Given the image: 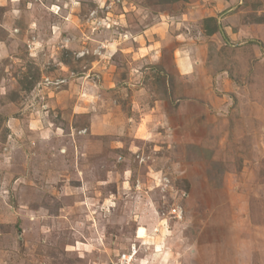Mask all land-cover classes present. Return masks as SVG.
Segmentation results:
<instances>
[{"label": "rangeland", "instance_id": "374dc122", "mask_svg": "<svg viewBox=\"0 0 264 264\" xmlns=\"http://www.w3.org/2000/svg\"><path fill=\"white\" fill-rule=\"evenodd\" d=\"M198 1L0 0V264H108L141 242L153 264H264V0H238L218 103L136 59L147 39L162 59L199 44Z\"/></svg>", "mask_w": 264, "mask_h": 264}, {"label": "crops", "instance_id": "0c3cea01", "mask_svg": "<svg viewBox=\"0 0 264 264\" xmlns=\"http://www.w3.org/2000/svg\"><path fill=\"white\" fill-rule=\"evenodd\" d=\"M205 1V2H204ZM207 0H199L193 7L194 12H198L199 16L194 17L195 26L198 34L197 40H201L199 44L193 46V42H188L183 45L184 47L179 48L177 51L179 55L173 57L170 55V58L162 59V55L165 53H154L152 49L155 48V41L153 43H149V39H147L146 45L144 49H136L140 52L144 51V54H141L136 58L138 61L144 60L146 64L155 67V70H151L148 66V69H145L147 73H155L157 71V75H163V71L167 70L169 74L173 76L174 79L186 80L190 85H192L193 89L199 88V99H202L205 104H215L218 103V99L213 96L214 91L212 90L213 84L216 83L219 85L218 87H222L223 92H234L236 87L233 81L230 79L228 75V69H222L219 61V53H221V47L227 45L223 40L230 39H238L237 36L239 34L246 31L248 29L246 25H241L240 18L241 12H237L236 8L241 5V2L238 0H210V2H206ZM197 8V9H196ZM228 11V15L223 16V13ZM181 17V21L187 20L186 15L183 14ZM210 19V20H209ZM180 21V19H179ZM182 23V22H181ZM185 24V23H184ZM160 25L157 24L151 29L145 31L147 37L152 36V32L154 30L159 29ZM261 26L258 28L260 29ZM160 33H163L161 31ZM185 34V31L178 33L177 36ZM67 40V39H66ZM208 42L212 43L214 47L212 51L209 50ZM192 43V44H190ZM241 45V44H239ZM216 50V51H215ZM136 51L135 54H138ZM212 54V57L208 61V56ZM139 55V54H138ZM166 59V61H164ZM164 61L163 63L161 61ZM178 62H181L184 70H180L175 66ZM216 64L219 67V72L213 70V64ZM162 68L163 71L157 70L156 67ZM162 77V76H161ZM177 86V85H176ZM183 88L184 86H180ZM217 87V86H216ZM179 86L176 87V92L179 93ZM197 93V90L194 91ZM226 98V94L222 95ZM213 97V100L211 101ZM198 98V97H197ZM210 103H209V102ZM105 116V115H104ZM108 129L105 131L107 132ZM108 133V132H107Z\"/></svg>", "mask_w": 264, "mask_h": 264}, {"label": "built area", "instance_id": "2783aa9c", "mask_svg": "<svg viewBox=\"0 0 264 264\" xmlns=\"http://www.w3.org/2000/svg\"><path fill=\"white\" fill-rule=\"evenodd\" d=\"M90 16H91L90 20L94 25L96 24L101 26L102 22L99 23L97 18L98 11H93L90 14ZM88 53L89 52L87 50L83 51L78 54L79 56L77 55V58L85 57ZM63 81L64 80L53 81L49 77L43 78V83L45 84V86H51V87L55 86L56 88H59V85L64 84ZM138 159L140 160V162H145L144 156L138 157ZM173 213H175L178 217H180V215L183 213V210L179 208L177 210H173ZM143 247L144 246L142 242L140 245L138 243H133L127 252L118 253L115 257H113L110 260L108 264H153L155 256L154 255L151 256L147 248H143Z\"/></svg>", "mask_w": 264, "mask_h": 264}, {"label": "trees", "instance_id": "16d2710c", "mask_svg": "<svg viewBox=\"0 0 264 264\" xmlns=\"http://www.w3.org/2000/svg\"><path fill=\"white\" fill-rule=\"evenodd\" d=\"M173 2L174 1H179V0H172ZM251 22H254V23H264V17L263 16H261V17H259V16H253V21H251ZM65 62V61H64ZM156 69L157 70H160V71H163L162 70V68H160L159 66L158 67H156ZM151 70H155V67H152L151 68ZM26 80H27V83H28V81H30L29 83H28V87H27V90L29 91V90H31L32 88H35V86H36V83L34 82V80L33 79H28V78H26ZM156 82L158 83V85H161V92L162 93H164L165 95L164 96H166V98H168V96H167V93H166V89H165V87H164V85H165V83H164V80H163V78H161V76L160 77H158V79H156ZM163 87H164V91H163ZM163 99H165V98H163ZM0 119H2L1 117H0ZM206 146V145H205ZM210 157H212L211 155H209V157L207 158V160L209 161L210 160ZM217 159V158H216ZM223 166V163L221 164V165H219V168L221 169V167ZM218 171V170H217ZM220 171V170H219ZM218 171V172H219Z\"/></svg>", "mask_w": 264, "mask_h": 264}, {"label": "bare ground", "instance_id": "6f19581e", "mask_svg": "<svg viewBox=\"0 0 264 264\" xmlns=\"http://www.w3.org/2000/svg\"><path fill=\"white\" fill-rule=\"evenodd\" d=\"M144 232H145L144 228L141 227V228L139 229V235H138V237L140 238V240H141V238H143V236H145V235H144ZM144 238H145V237H144Z\"/></svg>", "mask_w": 264, "mask_h": 264}]
</instances>
